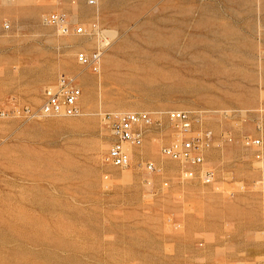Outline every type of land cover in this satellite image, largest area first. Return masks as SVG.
<instances>
[{"label": "rangeland", "instance_id": "rangeland-1", "mask_svg": "<svg viewBox=\"0 0 264 264\" xmlns=\"http://www.w3.org/2000/svg\"><path fill=\"white\" fill-rule=\"evenodd\" d=\"M63 74L82 114L31 117ZM0 109V264H264V0H0ZM174 109L214 132V183L162 154ZM128 111L161 125L120 169L104 116Z\"/></svg>", "mask_w": 264, "mask_h": 264}, {"label": "built area", "instance_id": "built-area-1", "mask_svg": "<svg viewBox=\"0 0 264 264\" xmlns=\"http://www.w3.org/2000/svg\"><path fill=\"white\" fill-rule=\"evenodd\" d=\"M89 3L95 5L98 0H89ZM43 22L46 25L55 26L66 35L85 33L83 26H73L63 14L45 16ZM109 44V40L105 41L91 54L84 51L79 52L77 54L78 62L99 73L104 48ZM82 96L83 91L79 85L78 77L73 74H63L55 83L45 88L43 103L39 109L32 112L31 117L40 114L46 116H79L83 112ZM26 112L30 113L31 110L27 108ZM166 115L175 131V136L171 143L161 145L162 154L184 165L186 176L198 177L207 184L214 183L215 170L204 166L205 154L214 142V132L210 128L196 126L201 124L202 115L195 112L174 109L166 112ZM9 116L10 112L0 109V118H8ZM104 120L108 124L113 138L107 159L113 166L120 169H128L131 166L135 148L142 147L148 132L161 125L160 121L152 117L148 111L107 112ZM243 143L247 147L258 149L256 157L262 156L261 138L254 139L247 136L243 139ZM187 166L198 167V169L187 168ZM146 168L151 172L158 170L152 162L146 163Z\"/></svg>", "mask_w": 264, "mask_h": 264}, {"label": "bare ground", "instance_id": "bare-ground-1", "mask_svg": "<svg viewBox=\"0 0 264 264\" xmlns=\"http://www.w3.org/2000/svg\"><path fill=\"white\" fill-rule=\"evenodd\" d=\"M26 221H27V219H26ZM33 222H35L36 223V221H34V220H32ZM20 241V240H19ZM28 254V253H27Z\"/></svg>", "mask_w": 264, "mask_h": 264}]
</instances>
